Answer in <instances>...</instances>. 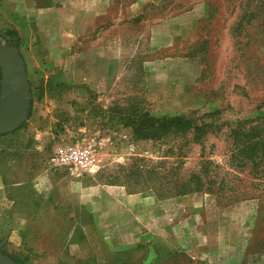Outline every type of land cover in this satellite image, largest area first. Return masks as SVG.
Returning <instances> with one entry per match:
<instances>
[{
	"label": "rangeland",
	"instance_id": "374dc122",
	"mask_svg": "<svg viewBox=\"0 0 264 264\" xmlns=\"http://www.w3.org/2000/svg\"><path fill=\"white\" fill-rule=\"evenodd\" d=\"M29 1L70 49L32 75L24 130L0 135V249L21 264H264V0ZM148 114L209 126L137 138ZM68 140L97 150L94 170L52 160Z\"/></svg>",
	"mask_w": 264,
	"mask_h": 264
},
{
	"label": "crops",
	"instance_id": "0c3cea01",
	"mask_svg": "<svg viewBox=\"0 0 264 264\" xmlns=\"http://www.w3.org/2000/svg\"><path fill=\"white\" fill-rule=\"evenodd\" d=\"M2 4L5 5L4 8ZM0 8L6 11L4 15L6 20L18 32L20 38L18 49L25 60L31 84L32 75L38 76L36 69L52 68L56 64L54 62L64 58V53L69 51L70 45L62 44L60 40H70L68 37H63V30L61 33L53 27L55 13L50 8H39L29 0H3ZM45 76L48 77V72ZM16 131L18 132V129ZM5 193V186L0 184V196ZM22 213L20 212L21 217H23Z\"/></svg>",
	"mask_w": 264,
	"mask_h": 264
},
{
	"label": "water",
	"instance_id": "95a60500",
	"mask_svg": "<svg viewBox=\"0 0 264 264\" xmlns=\"http://www.w3.org/2000/svg\"><path fill=\"white\" fill-rule=\"evenodd\" d=\"M0 135L15 131L29 117L31 87L17 45H0ZM0 264H21L0 249Z\"/></svg>",
	"mask_w": 264,
	"mask_h": 264
},
{
	"label": "trees",
	"instance_id": "16d2710c",
	"mask_svg": "<svg viewBox=\"0 0 264 264\" xmlns=\"http://www.w3.org/2000/svg\"><path fill=\"white\" fill-rule=\"evenodd\" d=\"M3 36H5L7 40H11L14 38L13 42L9 41V43H12V45L18 46L20 43L18 32L15 29L5 31V33H3ZM1 81H2V77L0 73V93H1V83H2ZM32 104L33 103L31 100L29 114L31 113ZM208 126L209 125H202V126L197 125L193 122L192 119L186 116L176 115V116H164V117L158 118V117H153L148 114L144 116V119L134 121L133 130L137 138H151V137L157 136L158 134L166 135L171 130L172 131L173 130L189 131L191 129H194L195 132H197V137L200 138L202 135H204L207 132L206 129ZM235 128L236 129H232V140L234 142L235 149L237 150L239 149V151H241L242 153L249 152L247 154L253 155L256 152L254 150V146L255 144H258V143L254 139L248 136L247 128L245 127L243 129L237 128V127ZM183 188L184 190L186 189L191 190L193 189V186L188 181L183 184ZM3 252L6 253L5 251ZM13 259L15 258L13 257ZM15 260L18 261L17 259Z\"/></svg>",
	"mask_w": 264,
	"mask_h": 264
},
{
	"label": "built area",
	"instance_id": "2783aa9c",
	"mask_svg": "<svg viewBox=\"0 0 264 264\" xmlns=\"http://www.w3.org/2000/svg\"><path fill=\"white\" fill-rule=\"evenodd\" d=\"M52 160L67 169L92 171L97 165L98 157L97 150L91 145L86 146L68 140L55 147Z\"/></svg>",
	"mask_w": 264,
	"mask_h": 264
}]
</instances>
